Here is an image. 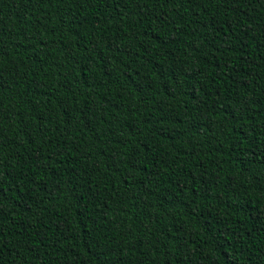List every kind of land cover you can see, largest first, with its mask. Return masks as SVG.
Here are the masks:
<instances>
[{"label":"trees","instance_id":"obj_1","mask_svg":"<svg viewBox=\"0 0 264 264\" xmlns=\"http://www.w3.org/2000/svg\"><path fill=\"white\" fill-rule=\"evenodd\" d=\"M0 264H264V0H0Z\"/></svg>","mask_w":264,"mask_h":264}]
</instances>
